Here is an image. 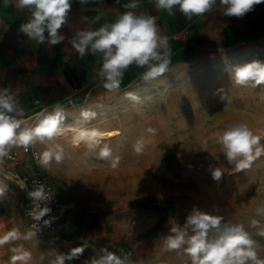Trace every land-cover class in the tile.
Listing matches in <instances>:
<instances>
[{
    "label": "rangeland",
    "instance_id": "obj_1",
    "mask_svg": "<svg viewBox=\"0 0 264 264\" xmlns=\"http://www.w3.org/2000/svg\"><path fill=\"white\" fill-rule=\"evenodd\" d=\"M263 46H238L208 63L133 84L108 96L106 108L96 112L95 119L61 125L64 132L58 140L37 143L40 153L56 144L63 147L59 173L40 166L56 194L61 195L62 180L70 181L89 219H171L182 225L195 207L221 215L225 222L243 224L258 244V257H264V236L251 226L253 219L264 225V217L256 214L264 206V153L250 168L236 172L227 164L217 135L242 122L264 145V85L238 86L229 75L233 66L264 62ZM128 92L141 102L127 99ZM222 94L226 99H220ZM26 122L32 124L30 119ZM78 128L99 129L101 143L94 148L76 143L73 130ZM139 138L146 143L136 154L133 145ZM105 145L119 157L115 168L98 158ZM210 166L224 172L220 181L212 179ZM13 183L18 195L24 181L16 177Z\"/></svg>",
    "mask_w": 264,
    "mask_h": 264
},
{
    "label": "crops",
    "instance_id": "obj_2",
    "mask_svg": "<svg viewBox=\"0 0 264 264\" xmlns=\"http://www.w3.org/2000/svg\"><path fill=\"white\" fill-rule=\"evenodd\" d=\"M129 2L131 0H89L84 6L73 3L68 25L59 30L65 35V41L49 47L29 40L18 31L29 14L17 11L15 0H10L7 6L0 0V88L11 87L18 106L25 112L21 119L27 121L41 111L47 114L57 102L64 107L65 119L61 125L68 120L83 123L82 111L100 112L106 108L103 103L117 91L104 89L97 79L98 57L89 54L81 58L69 40L82 29L92 30L105 22H113L126 11L123 5ZM139 2L140 7L132 11L155 16L162 34L169 38L172 55L168 71L208 63L238 46L255 42L264 45V3L254 6V10L242 18L224 16L217 3L204 16L188 22L179 12L170 15L158 10L152 0ZM97 16L99 22L93 23ZM144 70L130 66L119 90L143 81L140 76ZM94 126L100 127L99 124ZM12 151L17 152L16 162L8 157L0 161V183L8 186L0 199V238L14 230L22 236L34 232L29 217L19 205L26 197L25 189L20 187L17 195L13 180L19 177L26 184L38 169H42L39 161L23 152V147ZM59 168L53 161L46 169L55 174L60 172ZM48 178L56 198L64 205L56 219V230L0 244V264H12V257L17 254L13 250L19 248L31 253L28 264H51L57 254L67 253L77 246H86L85 251L66 264H84L99 255L103 248L127 257L131 264H190V258L182 250L164 249V237L169 234L171 219H89L81 208L83 199L72 193L74 186L70 181L62 180L61 187L57 184L61 190V195H57Z\"/></svg>",
    "mask_w": 264,
    "mask_h": 264
},
{
    "label": "clouds",
    "instance_id": "obj_3",
    "mask_svg": "<svg viewBox=\"0 0 264 264\" xmlns=\"http://www.w3.org/2000/svg\"><path fill=\"white\" fill-rule=\"evenodd\" d=\"M10 0H4L5 6ZM73 3L84 6L89 0H15V7L19 12H27L29 18L22 22L18 31L38 44L55 46L65 41L66 37L59 30L68 25L69 14ZM158 10L167 11L170 15L179 12L186 21L199 18L210 12L214 5L219 3L224 16L242 18L254 10V6L264 3V0H152ZM125 12L118 15L113 22H105L92 30H80L69 40L72 48L81 58L86 55L98 57L99 67L96 76L101 86L108 91H118L124 79L125 72L132 65L145 69L141 73V80L150 82L168 71L171 63L172 48L169 38L162 34L155 16L140 13L133 9L140 7L139 0L123 5ZM97 16L93 23H98ZM230 79L238 86L258 87L264 85V62L253 60L251 62L233 66L229 72ZM223 93V89L217 90ZM126 98L133 103H140L141 98L128 92ZM220 99H226L225 94ZM39 103V101H37ZM11 87L0 88V161L9 157L13 148L23 147L28 150L36 143L44 144L63 134L61 127L65 119L64 107L60 102L53 105L52 111L45 114L43 111L36 114L34 124L27 123L23 117L25 112ZM81 116L85 120L95 119L97 113L84 110ZM74 141L83 142L89 148L101 143L102 134L96 128H78ZM149 133L154 130L149 128ZM218 135L223 156L228 165L236 172L251 167L254 160L264 153L261 138L253 134L249 127L242 122L233 123ZM146 141L139 138L133 145L136 154H141ZM98 158L110 161L115 168L119 157L113 156L112 149L105 145L100 149ZM64 159L63 147L59 144L45 147L39 154V165L42 168L55 161L61 163ZM214 181H220L224 172L216 166H210ZM26 188V184L20 186ZM8 190V186L0 183V199ZM29 198L35 203L36 213L34 219L41 221L51 209L41 207V202L49 200L43 184H38L34 190L28 192ZM258 216L264 217V206L256 209ZM50 221L45 220L44 224ZM169 234L164 237L165 251H183L190 258V264H264V259L258 257L257 242L241 223L225 222L221 215H212L193 208L186 216L184 223L178 224L170 221ZM251 226L258 228L259 235L264 236V225L260 220L253 219ZM39 230V229H38ZM36 232L21 235L18 231L9 233L0 238V244L8 240L30 239ZM86 246L70 248L67 253H59L51 264H66L78 259L85 251ZM16 255L12 257V264H28L32 259L31 253L22 248L13 250ZM84 264H131L127 257H120L107 248L100 250L99 255L86 260Z\"/></svg>",
    "mask_w": 264,
    "mask_h": 264
},
{
    "label": "built area",
    "instance_id": "obj_4",
    "mask_svg": "<svg viewBox=\"0 0 264 264\" xmlns=\"http://www.w3.org/2000/svg\"><path fill=\"white\" fill-rule=\"evenodd\" d=\"M37 113H34L30 116L31 123L34 124L37 116ZM23 152L30 153L35 161H39V154L40 151L37 147V143L30 147L28 150L23 148ZM10 160L16 162L17 159V152L12 151L8 157ZM38 184H43L45 188V192L50 197L49 200L41 202V207L47 206L51 209V211L45 215L41 221H37L34 219L35 213L37 211L35 203L29 198L28 192L34 190L38 187ZM26 197L19 201L20 207L24 210L25 214L29 217L30 220V227L31 229L37 233V235H43L47 231H54L56 230V219L58 217V213L63 210L64 205L63 203L56 198L52 183L50 182L48 176L40 169H38L35 173L33 178L26 182ZM50 221L49 224L45 225L44 221ZM39 229V230H38Z\"/></svg>",
    "mask_w": 264,
    "mask_h": 264
}]
</instances>
